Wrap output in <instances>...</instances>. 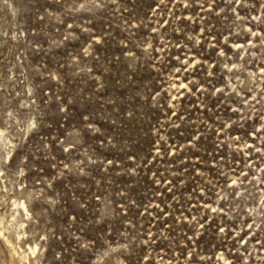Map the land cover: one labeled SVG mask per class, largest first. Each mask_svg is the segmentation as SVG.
<instances>
[{"label":"rangeland","instance_id":"rangeland-1","mask_svg":"<svg viewBox=\"0 0 264 264\" xmlns=\"http://www.w3.org/2000/svg\"><path fill=\"white\" fill-rule=\"evenodd\" d=\"M12 214L26 264H264V0H0Z\"/></svg>","mask_w":264,"mask_h":264},{"label":"bare ground","instance_id":"bare-ground-1","mask_svg":"<svg viewBox=\"0 0 264 264\" xmlns=\"http://www.w3.org/2000/svg\"><path fill=\"white\" fill-rule=\"evenodd\" d=\"M10 142V140H8ZM18 206L16 212L21 215L20 210L24 211V213L29 216L30 210L25 202L15 204ZM2 216V215H1ZM0 216V224L2 227L0 228V235L6 245L9 247L10 253L13 257L12 264H16L15 258H17L20 264H26L29 261L30 253H35L38 245L34 247L28 246L30 253L26 252V249L23 247V238L26 233L24 230L25 222L19 218V216L12 214L10 220L6 221L4 217Z\"/></svg>","mask_w":264,"mask_h":264}]
</instances>
